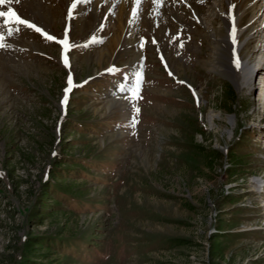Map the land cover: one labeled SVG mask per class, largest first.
<instances>
[{"label": "rangeland", "instance_id": "374dc122", "mask_svg": "<svg viewBox=\"0 0 264 264\" xmlns=\"http://www.w3.org/2000/svg\"><path fill=\"white\" fill-rule=\"evenodd\" d=\"M145 1L135 45L100 61L118 33L90 15L69 48L0 18V264H264V33L240 40L248 82L210 62L194 10L214 0H168L182 28Z\"/></svg>", "mask_w": 264, "mask_h": 264}, {"label": "bare ground", "instance_id": "6f19581e", "mask_svg": "<svg viewBox=\"0 0 264 264\" xmlns=\"http://www.w3.org/2000/svg\"><path fill=\"white\" fill-rule=\"evenodd\" d=\"M8 1V3H7ZM61 4V12L65 17L62 26L63 35L58 34L59 31L53 28V23L51 26L46 27L43 24L50 21L47 20L48 16L44 13V10L48 7L45 0H6V3L14 10L17 15L21 18H26L31 21L30 23H39L41 27L46 28L51 35L61 40L66 48H69L67 40V35H69L72 29V21L74 18L78 17L80 14L85 16L90 15V17L85 18L86 22H94L96 26H108L112 25L109 29L114 35L117 33V37L111 39L109 46H106V51L100 52V55L97 59L102 60L104 55H112L116 51H121L125 49H132L133 45L132 38L135 36L136 26L139 25L141 19L140 12L145 11L144 4L147 2L145 0H57ZM230 4V11L226 14H222L220 11V6L222 5V0H214L213 3H210L208 7L199 8L196 7L194 13L197 15L201 26H203L207 37L211 41V61L214 65L222 63L218 59V54L223 51V55L226 63L223 65L227 68L232 77H237L238 72L236 69V58L240 59L241 52L243 50V42L241 39L249 32L250 34L254 32V35L261 36L264 33L263 23L257 28V20H264V0H228ZM168 0H153L149 7L154 9H164L167 13L171 12L169 8ZM119 4L120 9L117 10ZM99 5H104L106 9V14L98 15L90 13L91 8L95 11L98 9ZM7 7V6H6ZM161 7V8H160ZM5 8V7H3ZM104 8V7H102ZM177 8V7H176ZM105 9V8H104ZM103 9V10H104ZM6 9L0 11H5ZM210 10V12H209ZM55 11V9L53 10ZM180 11V10H179ZM180 13V12H179ZM178 12H171L174 15V21L178 22V25L185 26L183 23V17ZM60 14V12H59ZM164 15V14H163ZM223 15V20L227 23L228 32L225 33L222 27H217L216 19L221 18ZM42 21V23L39 22ZM55 18V17H54ZM171 18V17H170ZM144 21V19H142ZM246 20V27L243 25V21ZM54 21V20H53ZM173 21V22H174ZM145 22V21H144ZM172 22V21H171ZM170 20H168V25L164 26V33L168 35L171 30ZM58 23V22H57ZM56 23V25H57ZM187 25V24H186ZM94 26V27H96ZM163 26V25H162ZM138 27V26H137ZM107 28V27H106ZM149 28V26H148ZM102 29V28H101ZM100 31V30H98ZM97 32V31H96ZM72 34V33H71ZM104 36V35H103ZM100 37L99 42L102 41ZM247 37V36H246ZM164 39V38H163ZM222 39V40H221ZM107 45V44H106ZM243 46V47H242ZM164 48V47H163ZM165 49V48H164ZM261 51V49H259ZM115 55V54H114ZM243 55V54H242ZM245 58V57H244ZM241 60V67L243 68V76L246 81H250L254 69L251 67V60ZM224 62V61H223ZM212 67V68H213ZM235 79V78H234Z\"/></svg>", "mask_w": 264, "mask_h": 264}, {"label": "snow or ice", "instance_id": "6c2138e0", "mask_svg": "<svg viewBox=\"0 0 264 264\" xmlns=\"http://www.w3.org/2000/svg\"><path fill=\"white\" fill-rule=\"evenodd\" d=\"M15 2H19V0H15ZM5 3H6V0H0V6L5 5ZM9 15L15 17L16 22L21 23V24H25V25H27V26H29V27H33V28H35L34 25L28 24L27 21L21 19V18L17 15V13H16L14 10H11V11H0V18H5V17H7V16H9ZM36 30H37V31H41V30L38 29V28H37ZM16 31H19V29H16ZM48 38H49V39H52L51 37H48ZM3 46H4V45H3L2 43H0V47H3ZM69 83L71 84V81H69ZM70 90H71V89L69 88L68 91H70Z\"/></svg>", "mask_w": 264, "mask_h": 264}]
</instances>
